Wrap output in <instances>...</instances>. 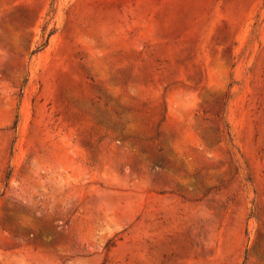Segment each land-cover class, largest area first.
<instances>
[{
	"label": "rangeland",
	"instance_id": "rangeland-1",
	"mask_svg": "<svg viewBox=\"0 0 264 264\" xmlns=\"http://www.w3.org/2000/svg\"><path fill=\"white\" fill-rule=\"evenodd\" d=\"M0 264H264V0H0Z\"/></svg>",
	"mask_w": 264,
	"mask_h": 264
},
{
	"label": "trees",
	"instance_id": "trees-1",
	"mask_svg": "<svg viewBox=\"0 0 264 264\" xmlns=\"http://www.w3.org/2000/svg\"><path fill=\"white\" fill-rule=\"evenodd\" d=\"M48 24L49 22L46 23V25L43 27V39H44V42L42 43V47H44L47 43H48V40L50 38V36L54 33L55 29H50L48 32ZM16 124H17V121H16Z\"/></svg>",
	"mask_w": 264,
	"mask_h": 264
}]
</instances>
